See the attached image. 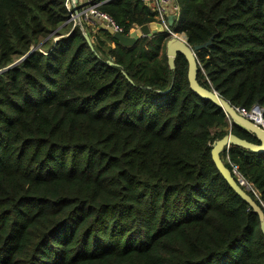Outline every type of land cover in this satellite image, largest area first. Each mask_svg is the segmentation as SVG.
I'll use <instances>...</instances> for the list:
<instances>
[{"label":"trees","instance_id":"1","mask_svg":"<svg viewBox=\"0 0 264 264\" xmlns=\"http://www.w3.org/2000/svg\"><path fill=\"white\" fill-rule=\"evenodd\" d=\"M174 1L175 32L213 38L199 82L264 108V0ZM91 3L125 35L156 22L150 1ZM69 5L0 0V264H264L258 215L211 154L229 132L259 138L190 88L182 54L170 69V33L124 46ZM222 158L264 208V152Z\"/></svg>","mask_w":264,"mask_h":264},{"label":"water","instance_id":"2","mask_svg":"<svg viewBox=\"0 0 264 264\" xmlns=\"http://www.w3.org/2000/svg\"><path fill=\"white\" fill-rule=\"evenodd\" d=\"M79 0H72L73 12L78 13L82 7H78ZM89 6V3L83 5ZM169 25L174 26V15L171 14L168 17ZM83 27V26H82ZM102 29L107 30L110 34L114 36L122 45L132 46L142 37H151L158 32L165 31L163 27L157 23L153 22L151 24H144L136 27L131 31L130 34L125 35L113 29L106 22L100 23ZM171 34V32H169ZM84 36L93 48V42L88 32H84ZM213 38L208 40L205 43L192 46L188 40H182L179 36L171 34V38L168 40L166 45V53L168 56V65L170 69H175V61L178 54H182L188 62V81L190 88L198 94L203 99L212 101L215 105L222 108L230 122L237 124L243 129L256 135L260 143H255L249 141L245 138L239 137L238 135L229 132L227 135L223 136L220 139H217L212 146L211 154L213 161L234 192L245 201L254 213L258 215L260 229L264 235V208L258 203V201L249 193L247 187L244 186L241 179L236 177L235 173L226 165L225 161L222 158L223 151L229 148L231 145H236L247 150H250L255 153L264 152V126L256 123L255 121L241 115L237 108L232 105L230 101L223 98L214 88H209L203 85L198 80V58L197 52L207 48L212 44ZM18 62V61H17ZM111 65H115V62L109 61ZM125 73V72H124ZM125 75H127L125 73Z\"/></svg>","mask_w":264,"mask_h":264},{"label":"built area","instance_id":"3","mask_svg":"<svg viewBox=\"0 0 264 264\" xmlns=\"http://www.w3.org/2000/svg\"><path fill=\"white\" fill-rule=\"evenodd\" d=\"M146 1H150L151 7L155 12L156 22L159 23L163 27V29L168 33L171 32L172 35L178 36V33L174 31L173 26L169 25L168 17L169 15L173 14L174 24L177 23L180 16V6L174 0H146ZM69 2H70L69 5L70 18L68 22H72L74 25H80L82 27L84 23L89 25L95 24V21L98 20V21L106 22L108 25L113 27L114 30L124 34V28L117 25L107 13L101 12L98 9V3L92 4L90 1L89 6H84L83 8L80 9L78 13H74L72 0H69ZM236 108L241 115L264 126V108L259 106H254L251 109H246L244 107H236ZM231 165L233 168V172L239 179L242 180L244 186L247 187L249 191H252L255 194V196L259 198L260 197L259 192L240 173L238 165L232 162Z\"/></svg>","mask_w":264,"mask_h":264},{"label":"crops","instance_id":"4","mask_svg":"<svg viewBox=\"0 0 264 264\" xmlns=\"http://www.w3.org/2000/svg\"><path fill=\"white\" fill-rule=\"evenodd\" d=\"M91 0H79V2H78V7L80 8V7H82L83 8V5H85V4H87V3H89ZM100 23H102V21H98V20H96L95 21V24H88L89 26H91L92 27V29H93V31H97L98 29H99V27H100ZM101 28V27H100Z\"/></svg>","mask_w":264,"mask_h":264},{"label":"bare ground","instance_id":"5","mask_svg":"<svg viewBox=\"0 0 264 264\" xmlns=\"http://www.w3.org/2000/svg\"><path fill=\"white\" fill-rule=\"evenodd\" d=\"M178 36L180 37V39H182V40H186V36L183 35V33H182V35H181L180 33H178Z\"/></svg>","mask_w":264,"mask_h":264},{"label":"rangeland","instance_id":"6","mask_svg":"<svg viewBox=\"0 0 264 264\" xmlns=\"http://www.w3.org/2000/svg\"><path fill=\"white\" fill-rule=\"evenodd\" d=\"M83 25H86V24H83ZM182 35V33H180Z\"/></svg>","mask_w":264,"mask_h":264}]
</instances>
